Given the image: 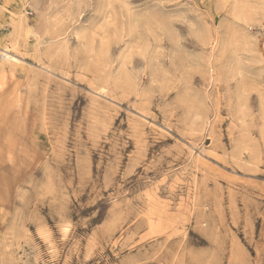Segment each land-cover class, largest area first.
Instances as JSON below:
<instances>
[{"label": "rangeland", "instance_id": "rangeland-1", "mask_svg": "<svg viewBox=\"0 0 264 264\" xmlns=\"http://www.w3.org/2000/svg\"><path fill=\"white\" fill-rule=\"evenodd\" d=\"M0 264H264V0H0Z\"/></svg>", "mask_w": 264, "mask_h": 264}, {"label": "bare ground", "instance_id": "bare-ground-1", "mask_svg": "<svg viewBox=\"0 0 264 264\" xmlns=\"http://www.w3.org/2000/svg\"><path fill=\"white\" fill-rule=\"evenodd\" d=\"M4 57H5V58H8V57H10V56L4 55ZM12 58H13V57H12ZM8 62H9V61H8ZM11 63H12V62H11Z\"/></svg>", "mask_w": 264, "mask_h": 264}]
</instances>
